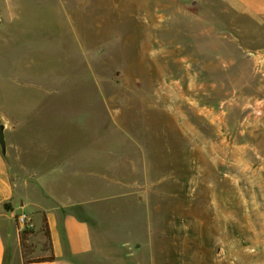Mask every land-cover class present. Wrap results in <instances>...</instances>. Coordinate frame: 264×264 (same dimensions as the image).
Returning <instances> with one entry per match:
<instances>
[{
	"label": "rangeland",
	"instance_id": "obj_1",
	"mask_svg": "<svg viewBox=\"0 0 264 264\" xmlns=\"http://www.w3.org/2000/svg\"><path fill=\"white\" fill-rule=\"evenodd\" d=\"M51 1L33 7L47 33L29 32L43 48L45 72L90 76L80 89L62 90L64 105L79 107L83 122L95 106L115 144V122L134 126L125 131L126 174L95 185L124 192L121 210L103 212L114 249L138 252L124 264H264V26L218 17L216 5L209 16L190 17L174 15L169 0L147 2L146 12L141 0ZM15 2L0 0V18L25 4ZM22 57L16 47L5 68L0 46V76L17 83ZM49 120L50 148L57 132L70 149H91L86 138L98 149L103 140L100 128L79 127L64 110ZM30 223L26 258L49 257L42 230Z\"/></svg>",
	"mask_w": 264,
	"mask_h": 264
},
{
	"label": "crops",
	"instance_id": "obj_2",
	"mask_svg": "<svg viewBox=\"0 0 264 264\" xmlns=\"http://www.w3.org/2000/svg\"><path fill=\"white\" fill-rule=\"evenodd\" d=\"M6 1L25 4L15 10L9 5L3 11V19L0 18L4 67L8 68L9 62L15 58L16 47L23 53L22 66H19L22 74L20 80L16 83L13 78L4 79L0 76V123L6 125L7 142L5 155L0 147V264H102L105 261L124 264L127 255L130 259L139 258L138 252L124 254L114 249L113 238L104 221L106 205L109 207L108 215L115 213V209L121 210L124 192H107L101 182L95 187L99 178L126 174L123 161H128L130 138L125 131L134 126L115 122L118 132H122L121 137L115 138V144L112 139L114 134L109 135L111 138L105 137L112 132H109L108 125H104L103 121H98L99 113L95 106L87 109L86 114L90 118L84 122L80 117L81 112H78L79 107L77 110L75 107L66 108L65 100L61 98L62 90L65 88L67 93L68 89H80V83L90 76L86 75L83 80L50 77L45 72L44 54L40 52L43 48L40 50L35 47L29 34L30 31L42 35L47 33L49 26L41 20L43 11L33 7L37 2L53 1ZM56 1L65 6V2L70 0ZM158 1L141 0V7L146 12L144 8L147 2ZM168 3L174 15L180 12L190 17H206L209 14L205 12L216 5L218 17L234 19L235 23L244 20L249 24L264 26V0H169ZM156 16L161 17L160 14ZM32 45L35 50L38 49L36 53ZM31 52L37 59H32ZM94 78L99 87L103 78L98 75ZM69 81H76V86L72 88L67 85ZM63 110L79 127L94 126V131L96 127L100 128L97 137L103 140L97 145L98 149L93 148L98 141L91 138L84 139V145L91 149L83 150L78 145L70 149L66 146L68 139L61 137L58 132L53 138L56 145L52 148L48 146L49 116H59ZM118 132L116 134L119 136ZM114 161L116 166L112 165ZM6 204H9V209L5 207ZM19 213H25L33 219L37 229L42 228L43 214L47 216L55 260L24 262L20 242V231L23 229L15 221ZM36 217L41 221L39 226L35 222ZM15 258L16 261L13 260ZM97 258L101 261L98 262Z\"/></svg>",
	"mask_w": 264,
	"mask_h": 264
},
{
	"label": "trees",
	"instance_id": "obj_3",
	"mask_svg": "<svg viewBox=\"0 0 264 264\" xmlns=\"http://www.w3.org/2000/svg\"><path fill=\"white\" fill-rule=\"evenodd\" d=\"M5 207L7 209L10 208L9 204H6ZM25 230L26 231L20 233V242H21V247L23 248L22 253H23L24 262L32 263V262H45V261L55 260L54 254H51L49 257L37 258V259H33V260L27 259L26 258L27 252H25L24 249H27V247H28V236H29L30 231L27 228ZM41 230L45 236L46 241L49 243V246L52 248V237H51L50 225H49L48 218L45 214H43V222H42Z\"/></svg>",
	"mask_w": 264,
	"mask_h": 264
},
{
	"label": "built area",
	"instance_id": "obj_4",
	"mask_svg": "<svg viewBox=\"0 0 264 264\" xmlns=\"http://www.w3.org/2000/svg\"><path fill=\"white\" fill-rule=\"evenodd\" d=\"M16 222L22 229H26L31 226V219L25 213H19L16 216Z\"/></svg>",
	"mask_w": 264,
	"mask_h": 264
},
{
	"label": "water",
	"instance_id": "obj_5",
	"mask_svg": "<svg viewBox=\"0 0 264 264\" xmlns=\"http://www.w3.org/2000/svg\"><path fill=\"white\" fill-rule=\"evenodd\" d=\"M0 147L2 149L3 154L5 155L7 152V142H6L4 123H0Z\"/></svg>",
	"mask_w": 264,
	"mask_h": 264
}]
</instances>
